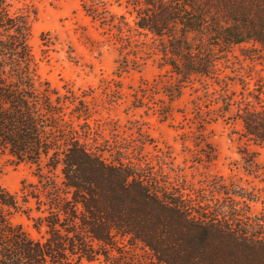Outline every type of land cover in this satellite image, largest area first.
<instances>
[{
	"label": "trees",
	"instance_id": "1",
	"mask_svg": "<svg viewBox=\"0 0 264 264\" xmlns=\"http://www.w3.org/2000/svg\"><path fill=\"white\" fill-rule=\"evenodd\" d=\"M128 4L136 30L152 37L180 83L219 81L236 46L253 43L264 54V0ZM83 8L110 23L104 2ZM29 35L27 19L0 0V153L38 171L36 184L22 185L21 201L0 185V264H264V233L236 200L173 193L88 149L58 91L37 86ZM223 102L225 111L238 105L244 137L264 144V105ZM11 211L23 212L37 237L13 225Z\"/></svg>",
	"mask_w": 264,
	"mask_h": 264
},
{
	"label": "rangeland",
	"instance_id": "2",
	"mask_svg": "<svg viewBox=\"0 0 264 264\" xmlns=\"http://www.w3.org/2000/svg\"><path fill=\"white\" fill-rule=\"evenodd\" d=\"M5 2L13 17L23 16L30 25L37 86L48 83L58 91L66 121L73 119L88 149L109 163L134 167L173 193L212 203L236 200L264 233V144L244 137L238 105L225 111L223 102L231 97L264 105V54L258 46L234 47L219 81L180 83L161 65L152 37L136 30L128 0ZM102 2L110 21L105 25L83 8ZM41 167L47 172L45 161ZM37 173L36 165L0 153V185L20 201L22 185L36 184ZM9 218L37 237L23 212L11 211Z\"/></svg>",
	"mask_w": 264,
	"mask_h": 264
}]
</instances>
